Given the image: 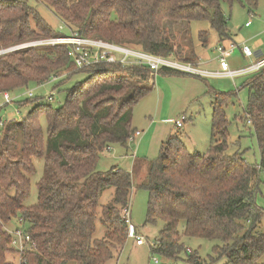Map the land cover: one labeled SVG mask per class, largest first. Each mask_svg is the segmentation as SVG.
<instances>
[{
  "label": "trees",
  "instance_id": "trees-1",
  "mask_svg": "<svg viewBox=\"0 0 264 264\" xmlns=\"http://www.w3.org/2000/svg\"><path fill=\"white\" fill-rule=\"evenodd\" d=\"M235 1L252 15L259 0H0V51L76 34L164 59L197 63L193 52H182V42L174 43V33L184 26L189 29L192 22L207 21L220 42H230L221 4L231 7ZM38 6L49 10L67 32L53 31ZM198 40L205 48L207 32L199 31ZM69 49L42 45L0 54V104L2 93L43 86L52 78L58 88L75 75L86 76L57 109L40 99H18L14 109H27V113L0 128V264H13L7 254L18 255L17 264H106L112 260L128 239L122 212L130 206L132 183L130 173L117 167L99 171L100 156L110 145L124 146L135 132L133 108L150 92L147 83L155 74L188 76L168 68L154 73L136 64L102 62L76 69ZM244 88L243 119L254 131L259 163L248 164L241 152L227 154L226 101L215 97L211 139L203 152H190L181 141L168 140L149 163L140 185L148 194L145 226L164 223L150 249L152 255L174 262H202L187 251L185 260L179 258L185 252L178 230L182 222L183 236L221 243L213 247L211 264H264V233L256 231L264 213L255 203L259 173H264V66ZM7 109L8 105L0 107L4 121ZM41 116L46 121L45 136ZM33 159L43 161V173L36 183V204L25 207L29 177L35 173ZM107 191H112V198L99 208ZM19 219L30 239L21 254L10 248L11 237L2 227ZM97 221L104 228L101 239L94 236Z\"/></svg>",
  "mask_w": 264,
  "mask_h": 264
},
{
  "label": "rangeland",
  "instance_id": "rangeland-1",
  "mask_svg": "<svg viewBox=\"0 0 264 264\" xmlns=\"http://www.w3.org/2000/svg\"><path fill=\"white\" fill-rule=\"evenodd\" d=\"M75 1L68 0L69 3H74ZM221 7L227 18V31L232 36L235 45L248 47L253 55L251 58H245L240 50L235 47L233 53L226 55L228 67L232 71L245 69L264 57V0L258 1L257 9L252 15L247 13L239 1H235L231 7L222 3ZM37 9L44 22L53 31L67 32L65 26L49 10L43 6H38ZM248 21H250L251 25L250 27H245L244 24ZM199 31H205L208 34L207 49L200 45L198 40ZM173 41L175 44L182 42L185 45V49L183 48L182 52H195L198 55V53L204 51L207 57V60L203 63L204 67L207 69H219L218 65L213 61L217 54L215 53L214 55L211 47L216 43V36L209 22L195 21L189 24V29L186 26L178 28L174 33ZM23 44L27 43H22L15 47ZM229 45L230 43L223 46L228 47ZM174 60L176 59H172V61ZM197 68L201 67L197 66ZM254 72L243 73L234 79L209 77L202 79L183 75L155 74L151 80L153 86L150 84L152 87L150 92L134 106L132 111L131 127L133 131L141 132V137L129 138L124 146L119 144L110 145V151L104 150L97 164L99 171H108L112 167H117L130 173L132 183V198L129 206L131 230L144 240L142 246H136L134 239L128 238L122 250L118 254H114L112 260L106 264H152V259H156L159 262L158 264H189L183 261L174 262L150 253L152 244L158 239L164 223L159 221L155 225L145 226L148 194L140 188V185L145 181L149 163L158 157L160 147L168 140L181 141L190 152H203V147L211 139L209 124L212 114L211 104L215 97L226 101L223 109L228 122L227 140L229 148L227 154L231 155L241 152L248 164L256 166L259 163L257 141L251 125L243 119L247 101L244 86L249 83ZM85 78L84 74L75 75L58 88H54V83L39 87L29 86L24 91L13 93L12 97L18 95L26 99L27 93L30 92L32 101L40 99L41 103L48 104L51 109H57L65 103L73 87L83 82ZM51 95L52 101L48 102L47 99ZM14 108V104L8 105L7 122L12 120V116L16 117V114H18L17 119L19 120L27 113V109L16 110ZM181 117L186 118L183 128L174 127V122ZM39 120L45 136L47 127L45 118L41 116ZM133 155L135 158H131ZM139 162L142 163L140 164ZM33 166L35 173L29 177L31 187L29 197L23 202L25 207L36 204V183L42 177L43 161L41 159H33ZM111 198L112 191L105 192L100 198L99 208L108 204ZM255 203L264 213L263 172L259 173ZM99 214L100 209L98 211ZM15 225L16 221L12 220L7 227L10 229ZM103 230L102 224L97 221L95 238L101 239ZM178 230L182 236L181 242L185 249V252H182L179 258L185 260L187 251L192 255L196 254L202 261L200 264H211L209 257L214 258L213 247L219 246L221 243L183 236L182 222H180ZM256 231L264 233V217ZM6 258L13 264H17L18 255L7 254ZM261 261L264 262V257ZM67 264L76 263L72 261Z\"/></svg>",
  "mask_w": 264,
  "mask_h": 264
},
{
  "label": "built area",
  "instance_id": "built-area-1",
  "mask_svg": "<svg viewBox=\"0 0 264 264\" xmlns=\"http://www.w3.org/2000/svg\"><path fill=\"white\" fill-rule=\"evenodd\" d=\"M250 21L245 23V27L250 26ZM42 45H66L69 46V56L72 58L75 68L82 69L89 67L93 64L98 63H118L121 65L126 64H136L140 66L146 67L148 70L156 73L161 68H168L172 70H176L187 74L188 76H195L200 78H229L234 79L236 76H239L243 73L258 71L261 67L264 66V58L255 62L253 65L242 69V70H230L226 61V55H230L235 50V47L238 48L243 57L249 58L252 56L250 49L243 45H235L230 44L228 47L217 45L213 50L217 54L216 61L218 65V70H206L202 68H197L199 66L198 63L193 62H185V61H177L172 59H164L161 57H156L152 55H148L139 51L127 50L122 47H119L114 44H109L106 42H102L99 40H90L85 38H80L76 34H71L66 37H57V38H49L44 40H39L27 44H23L18 47L12 48L21 49L26 47H34V46H42ZM12 49L5 50L6 53L9 51H13ZM56 81V78H52L49 83H53ZM2 102L0 107L3 105H11L15 101L21 98V96L15 95L12 97V94L2 93ZM27 97L32 98V94L30 92L27 93ZM48 102L52 101V95L48 97ZM18 114H16L17 116ZM18 118V116H17ZM15 117L12 116V120L14 121ZM185 117H181L180 119L174 122L176 128H181ZM9 121V123L11 122ZM8 123L7 119L4 121L0 119V128L5 126ZM141 132L135 131L132 134V138L140 137ZM130 137V138H131ZM110 151V147L106 149ZM125 223L128 227V238H133L136 246H142L144 244V240L141 236H137L131 230L130 224V211L129 207L125 208L122 212ZM21 220H17L16 225L13 228H8L7 225L2 224L4 230L10 235V248L15 252L21 254L25 252L29 246V236L26 234L23 225L21 224ZM153 246V245H152ZM19 257V256H18ZM159 262L156 259H152V264H158Z\"/></svg>",
  "mask_w": 264,
  "mask_h": 264
},
{
  "label": "crops",
  "instance_id": "crops-1",
  "mask_svg": "<svg viewBox=\"0 0 264 264\" xmlns=\"http://www.w3.org/2000/svg\"><path fill=\"white\" fill-rule=\"evenodd\" d=\"M251 25V24H250ZM244 26H245V24H244ZM248 27H250V26H248ZM216 36V35H215ZM231 38H232V36H231ZM235 44V42L233 41V39L230 41V42H220L219 41V39L216 37V43L214 44V45H212V47H211V51L214 53V55H215V51L213 50L214 48H215V46H217V45H225V44ZM208 45V44H207ZM205 49H207V47H205ZM184 53H186V52H184ZM195 55H196V53L195 52H193ZM253 56V55H252ZM251 56V57H252ZM251 57H249V58H251ZM196 60H197V63L199 64V66L202 68V69H206V70H215V69H207V68H205L204 67V62L207 60V57H206V54L204 53V51H202L201 53H198V55H196ZM213 61L217 64V61L215 60V58L213 59ZM150 84H152L151 83V81L149 82V84H148V87H151L150 86ZM152 86H153V84H152ZM152 88V87H151ZM184 122H186V118H185V120H184ZM184 122H183V125H182V127L181 128H183V126H184ZM210 125V124H209ZM175 127V126H174ZM140 137H141V135H140ZM140 137H138V138H140ZM208 145V144H207ZM206 145V146H207ZM206 146L205 147H203V149H202V151L206 148ZM131 158H135V156L133 155V156H131ZM140 164L142 163V162H139ZM119 169V168H118Z\"/></svg>",
  "mask_w": 264,
  "mask_h": 264
},
{
  "label": "water",
  "instance_id": "water-1",
  "mask_svg": "<svg viewBox=\"0 0 264 264\" xmlns=\"http://www.w3.org/2000/svg\"><path fill=\"white\" fill-rule=\"evenodd\" d=\"M2 52H4V51H1L0 53H2Z\"/></svg>",
  "mask_w": 264,
  "mask_h": 264
}]
</instances>
